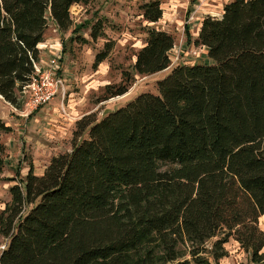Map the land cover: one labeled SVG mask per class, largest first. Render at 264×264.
<instances>
[{"label": "trees", "instance_id": "16d2710c", "mask_svg": "<svg viewBox=\"0 0 264 264\" xmlns=\"http://www.w3.org/2000/svg\"><path fill=\"white\" fill-rule=\"evenodd\" d=\"M83 2L0 0L3 100L20 107L48 20L68 30L71 5ZM140 8L149 22L162 15L159 0ZM146 33L133 63L142 75L169 67L174 46L164 30ZM192 43L213 63H178L156 93L141 92L97 120L85 116L75 131L86 130L85 138L52 156L42 174L30 166L9 187L0 264H209L202 253L221 258L229 238L252 261L264 257L257 224L264 216V0L224 3L219 17L202 19ZM107 53H96L93 66ZM131 80L123 71L103 98L126 93ZM8 129L0 119V130ZM1 172L0 159V179Z\"/></svg>", "mask_w": 264, "mask_h": 264}, {"label": "rangeland", "instance_id": "374dc122", "mask_svg": "<svg viewBox=\"0 0 264 264\" xmlns=\"http://www.w3.org/2000/svg\"><path fill=\"white\" fill-rule=\"evenodd\" d=\"M162 15L159 20L149 22L142 16L143 0H85L70 7L72 25L61 31L53 26L51 19L43 42H60V71L63 87L47 104L29 111L25 105L26 94L20 96V107H14L0 98V119L9 127L0 130V143L4 152L0 154V211L10 201L9 187L21 184L29 167L35 174H42L52 156L69 152L73 142L87 136L85 130L76 135L77 123L85 116L100 119L106 113L124 105L141 92H157L156 83L178 64L207 63L213 61L201 52L199 45H187L199 30L202 19L219 17L222 5L230 0H159ZM99 23L100 34L91 37V31ZM55 24V23H54ZM148 27L164 30L174 37L170 50L171 63L165 70L142 75L133 69L136 52L144 45ZM55 38V39H54ZM57 40V41H55ZM108 44L105 45V44ZM39 53L43 62L52 56L56 47L42 43ZM107 56L93 66L96 53L107 49ZM40 50V51H41ZM123 71L132 77L126 93L103 98L105 86L116 85ZM261 217V216H260ZM258 218V226L264 228V220ZM215 238L205 244L207 250ZM6 238L0 234V252ZM225 255L213 259L210 252L202 253L209 264H264V257L252 261L248 251L239 247L235 240L223 244ZM259 252H264V245ZM190 259V256H186ZM191 264H197L194 261Z\"/></svg>", "mask_w": 264, "mask_h": 264}, {"label": "built area", "instance_id": "2783aa9c", "mask_svg": "<svg viewBox=\"0 0 264 264\" xmlns=\"http://www.w3.org/2000/svg\"><path fill=\"white\" fill-rule=\"evenodd\" d=\"M55 44H59V42H55ZM38 48L40 53L41 43ZM56 50L44 62L39 57L38 61L33 63V73L28 83L23 86L22 94L27 95L25 105L30 112L49 103L62 90L64 82L60 74L62 69L61 51L59 48Z\"/></svg>", "mask_w": 264, "mask_h": 264}, {"label": "crops", "instance_id": "0c3cea01", "mask_svg": "<svg viewBox=\"0 0 264 264\" xmlns=\"http://www.w3.org/2000/svg\"><path fill=\"white\" fill-rule=\"evenodd\" d=\"M53 22V21H52ZM53 26H55V24H54V22H53ZM197 34H198V30L196 31V33L193 35V37H191V42H188V40L186 39V43H187V45L189 44V45H193V46H195L193 43H192V40L193 39H195L196 37H197ZM55 39V38H54ZM55 41H57V40H55ZM42 43H44V44H49L51 47H52V45L54 46V47H56V48H58V45H56L55 43H47V42H42ZM188 45V46H189ZM60 46H61V44H60V42H59V48H60ZM200 50H201V52H203V54L204 53H206V48L205 47H203V46H200ZM46 51L47 50H45V49H43V50H41L40 51V53H41V55L40 56H42L44 53H46ZM43 53V54H42ZM42 59V58H41ZM195 63H197V62H195ZM165 70V69H164ZM1 98V97H0ZM4 102H5V100H4ZM7 103V102H6ZM260 218H262V219H260V220H264V216L263 215H261V217ZM260 228L264 231V228H262L261 226H260Z\"/></svg>", "mask_w": 264, "mask_h": 264}]
</instances>
